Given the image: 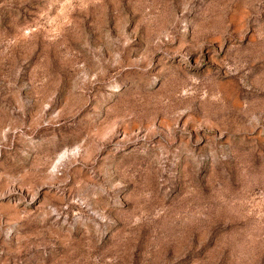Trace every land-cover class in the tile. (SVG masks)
<instances>
[{
    "label": "rangeland",
    "instance_id": "obj_1",
    "mask_svg": "<svg viewBox=\"0 0 264 264\" xmlns=\"http://www.w3.org/2000/svg\"><path fill=\"white\" fill-rule=\"evenodd\" d=\"M0 264H264V0H0Z\"/></svg>",
    "mask_w": 264,
    "mask_h": 264
}]
</instances>
